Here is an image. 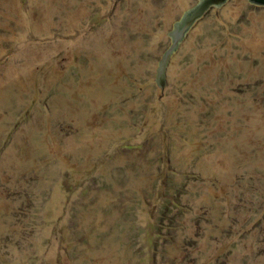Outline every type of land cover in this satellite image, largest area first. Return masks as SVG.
Listing matches in <instances>:
<instances>
[{"label":"rangeland","instance_id":"374dc122","mask_svg":"<svg viewBox=\"0 0 264 264\" xmlns=\"http://www.w3.org/2000/svg\"><path fill=\"white\" fill-rule=\"evenodd\" d=\"M0 0V264H264V6Z\"/></svg>","mask_w":264,"mask_h":264},{"label":"water","instance_id":"95a60500","mask_svg":"<svg viewBox=\"0 0 264 264\" xmlns=\"http://www.w3.org/2000/svg\"><path fill=\"white\" fill-rule=\"evenodd\" d=\"M226 1L227 0H198L195 5L183 12L180 19L174 22L173 28L169 32L172 42L165 50L157 68L156 79L159 84L164 82L171 57L179 48L181 42L186 39L194 24L201 19L211 7H220ZM249 2L258 6H264V0H249Z\"/></svg>","mask_w":264,"mask_h":264}]
</instances>
